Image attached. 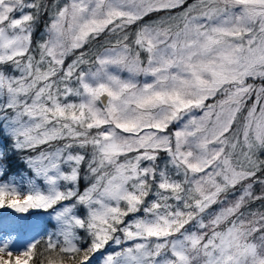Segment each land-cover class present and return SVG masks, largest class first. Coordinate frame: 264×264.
Segmentation results:
<instances>
[{"label":"snow or ice","instance_id":"6c2138e0","mask_svg":"<svg viewBox=\"0 0 264 264\" xmlns=\"http://www.w3.org/2000/svg\"><path fill=\"white\" fill-rule=\"evenodd\" d=\"M262 153L264 0H0V264H264Z\"/></svg>","mask_w":264,"mask_h":264},{"label":"rangeland","instance_id":"374dc122","mask_svg":"<svg viewBox=\"0 0 264 264\" xmlns=\"http://www.w3.org/2000/svg\"><path fill=\"white\" fill-rule=\"evenodd\" d=\"M41 37V34H40ZM123 76H127V73H124ZM139 79L143 80V77H140ZM70 99H77L75 97H72ZM261 157L264 158V153L261 154ZM19 179V177H17ZM0 180H6L5 178H0ZM7 209H0L1 211H6ZM12 211V210H9ZM40 210H34L33 212H30L27 217L24 216V214H19L17 216L9 213L7 217L0 218V235H3L5 232L12 230L14 227H16L18 224L22 223L25 219L28 221H36L40 227L36 229L23 227V228H17V234H16V240L15 244L19 247H23L24 245L28 244L32 240L44 238L46 240L45 233L47 231H52V224L55 223L51 219V216L39 214ZM24 230V233H21V230Z\"/></svg>","mask_w":264,"mask_h":264},{"label":"trees","instance_id":"16d2710c","mask_svg":"<svg viewBox=\"0 0 264 264\" xmlns=\"http://www.w3.org/2000/svg\"><path fill=\"white\" fill-rule=\"evenodd\" d=\"M47 2H51V0H47ZM189 2H192V0H189ZM46 20H47V16H45V17H44V20H42V21L40 22V24L37 26L36 31H35V33H34V39H40V38H41V37H40V34L43 32V29H44V21H46ZM71 59H72V57H69L68 60H66V64L69 63V62L71 61ZM123 74H124V73H123ZM123 74H122V75H123ZM8 175H9V176H14V175H16V169H12L11 172H10ZM2 178L7 179L8 177L6 176V177H2ZM62 187H63V185H62ZM80 187H81V190H82L83 187H84V182H83V181H81ZM261 187H262V186H259V185L256 186V191H257V193H259V192L261 191ZM218 207H219V206H214V209H217ZM248 210H251V211H264V206H262L261 202L257 201V202L251 203V204L249 205V209H248ZM9 213H11V214H13V215H15V216L18 215V213H15L14 211L6 210V211H1V212H0V218H5V217H7ZM39 214H40V215H41V214H43V215H48V213H45V212H43L42 210L39 211ZM27 216H28V214H27ZM24 230H25V229H22V230H21V233H22V234L24 233ZM36 240L39 241V245H40V246H42V245L44 244V242H45V239H44V238H40V239H36Z\"/></svg>","mask_w":264,"mask_h":264}]
</instances>
